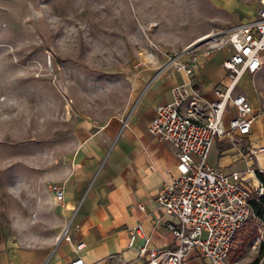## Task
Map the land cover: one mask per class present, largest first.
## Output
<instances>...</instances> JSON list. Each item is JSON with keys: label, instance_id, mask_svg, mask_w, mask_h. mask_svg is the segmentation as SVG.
<instances>
[{"label": "rangeland", "instance_id": "374dc122", "mask_svg": "<svg viewBox=\"0 0 264 264\" xmlns=\"http://www.w3.org/2000/svg\"><path fill=\"white\" fill-rule=\"evenodd\" d=\"M256 0H0V253L49 235L38 179L73 148L80 120L126 101L151 54L254 18ZM204 42V40H203ZM203 45V44H202ZM217 164L214 147L208 157ZM50 182L48 185L51 191ZM42 226V227H41ZM43 228V229H42ZM233 242L230 264L258 252Z\"/></svg>", "mask_w": 264, "mask_h": 264}, {"label": "crops", "instance_id": "0c3cea01", "mask_svg": "<svg viewBox=\"0 0 264 264\" xmlns=\"http://www.w3.org/2000/svg\"><path fill=\"white\" fill-rule=\"evenodd\" d=\"M191 43L176 53L180 59H187L185 51ZM227 56L225 50H220L200 57L203 65L195 72V80L208 100L215 98L216 85L229 83L227 71L222 67ZM147 61L146 66L132 73L126 101L117 112L104 119L80 120L74 130L71 151L38 179L39 188L33 193L37 211L45 214V218L37 221L45 223L41 225L49 235L44 239L34 237L35 241L1 252L0 264H70L78 256L86 263L104 264L110 254L134 260L139 257L142 238L136 235L130 242V230L138 224L149 237V247L174 246L175 238L164 225L167 216L157 206L156 196L163 182L177 174V157L168 142L148 132V125L157 106L171 101L172 87L184 75L167 62L164 54H155ZM235 91L249 97L256 118L250 133L242 140L241 149L232 147L223 138L217 139L212 146L217 164L208 163L225 173L248 167L264 175V151L255 155L250 152L264 148V66L254 75L244 74ZM232 114L231 111L225 115L226 127ZM254 176L252 183L256 185L258 178ZM50 182L64 186L62 202H56L45 185ZM156 220L160 225H155ZM254 222L256 239L259 230L264 234V221L254 218ZM255 239L249 246L260 254L259 263L264 264V244L253 248ZM79 243H84V247L76 250ZM185 264L207 262L192 252Z\"/></svg>", "mask_w": 264, "mask_h": 264}, {"label": "built area", "instance_id": "2783aa9c", "mask_svg": "<svg viewBox=\"0 0 264 264\" xmlns=\"http://www.w3.org/2000/svg\"><path fill=\"white\" fill-rule=\"evenodd\" d=\"M256 2L254 18L202 36L203 45L185 51L186 60L164 53L167 62L184 78L172 87L171 101L157 106L148 132L168 142L177 157V174L163 182L156 196L157 206L167 216L164 225L175 238L174 246L149 247V237L138 224L130 230V242L136 235L142 238L139 257L128 261L119 254H110L104 264H185L192 252L207 264H230L236 235L255 218L250 201L262 195L264 188L259 180L256 185L252 183L256 169L225 173L212 167L208 157L215 141L221 138L241 149L256 118L249 97L235 91L244 74L254 75L264 66V0ZM220 50L228 53L222 67L229 83L216 85L215 98L208 100L195 80V72L202 68L201 56ZM231 111L226 127L224 118ZM262 151L263 147L250 150L254 155ZM51 191L56 202L63 201L62 184H52ZM155 225L160 221L156 220ZM259 232L253 248L264 244V234ZM83 247L84 243H79L76 250ZM70 264L97 262L86 263L78 256Z\"/></svg>", "mask_w": 264, "mask_h": 264}, {"label": "trees", "instance_id": "16d2710c", "mask_svg": "<svg viewBox=\"0 0 264 264\" xmlns=\"http://www.w3.org/2000/svg\"><path fill=\"white\" fill-rule=\"evenodd\" d=\"M256 177L258 178V180L263 184V188H264V175L262 172L256 170L255 171ZM250 207L252 209V212L255 216V218L264 221V193L260 196H256L255 198H253L250 201ZM245 228H247L249 230V234L245 237L244 243L249 242L257 233V230L255 228V222L254 219H251L245 226ZM244 228V229H245ZM243 229V230H244ZM242 230V231H243ZM239 232L236 237L238 238L239 236H241L244 232ZM260 254L258 256H256V258H254L251 262H248L246 264H258L259 260H260Z\"/></svg>", "mask_w": 264, "mask_h": 264}, {"label": "water", "instance_id": "95a60500", "mask_svg": "<svg viewBox=\"0 0 264 264\" xmlns=\"http://www.w3.org/2000/svg\"><path fill=\"white\" fill-rule=\"evenodd\" d=\"M202 43H203V40H202L201 38H199L198 40L192 42V43L187 47V50H190V49H192V48H195V47L201 45ZM187 50H186V51H187Z\"/></svg>", "mask_w": 264, "mask_h": 264}]
</instances>
